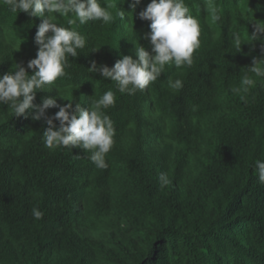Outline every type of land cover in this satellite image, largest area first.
I'll return each mask as SVG.
<instances>
[{"label": "trees", "instance_id": "1", "mask_svg": "<svg viewBox=\"0 0 264 264\" xmlns=\"http://www.w3.org/2000/svg\"><path fill=\"white\" fill-rule=\"evenodd\" d=\"M101 2L113 5V21L71 26L86 47L34 104L49 97L88 109L114 91L108 167L97 168L91 151L46 147V118L59 108L34 121L0 105V264H264V184L255 172L256 161L264 162V79L232 92L252 75L253 59H264V36L251 37L254 23L264 22V0H185L201 28L193 64L167 66L131 95L88 68L137 59V44L151 52L144 38L151 22L140 19L151 0L135 9L133 0ZM53 16L65 27L75 19ZM41 23L0 0V77L16 65L34 74L27 65L37 56ZM169 79L182 88L169 87ZM161 173L170 180L163 189Z\"/></svg>", "mask_w": 264, "mask_h": 264}, {"label": "clouds", "instance_id": "2", "mask_svg": "<svg viewBox=\"0 0 264 264\" xmlns=\"http://www.w3.org/2000/svg\"><path fill=\"white\" fill-rule=\"evenodd\" d=\"M5 3L13 13L19 11L30 17H40L42 23L35 36L37 56L27 65L34 74L29 75L25 67L16 65L11 72L0 77V105H8L16 117L24 116L34 121L45 118L48 109L59 108L53 117L46 118L49 126L43 134L46 147L91 151L90 159L96 167L106 169V155L112 150L116 136L114 122L106 114V110L116 102L114 91H106L99 99L93 100L88 109L80 102H69L61 106L57 99L49 97H44L40 105L34 104V101L38 92L67 75V69L72 66L69 58L78 57L80 50L86 47V37L71 26L77 20L80 25L90 21L108 24L113 21V5L102 4L101 0H5ZM140 3L141 0H133V9ZM53 14L59 17L74 16L75 19H69V27H65L54 22ZM118 15L123 19L125 12L120 10ZM140 19L151 22V32L144 37L150 41L151 52L137 44V59L123 56L112 68L93 61L88 68L89 72L115 82L116 91L121 94L131 95L143 91L161 77L167 66H175L177 69L190 67L194 62V53L201 44L199 21L192 15L185 0H151L140 13ZM214 19L219 20L220 17L214 13ZM254 24L255 32L251 37L256 41L264 36V22ZM233 44L237 52L241 51L239 33L233 34ZM95 51L98 50L93 49L91 52ZM253 65L248 68L252 75H243L240 86L232 88L233 93H246L250 87L255 86V78L264 79V59L254 58ZM168 83L173 89L183 86L179 79H169ZM241 99H244L243 95ZM54 121H59V127ZM255 172L259 182L264 184V162L256 161ZM159 183L161 189L170 183L166 173L159 175ZM31 215L40 220L44 213L33 208Z\"/></svg>", "mask_w": 264, "mask_h": 264}]
</instances>
